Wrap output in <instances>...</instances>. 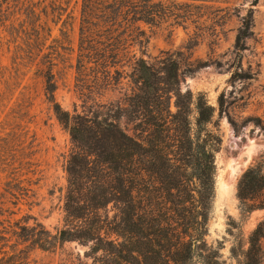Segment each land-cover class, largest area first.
<instances>
[{
  "label": "trees",
  "instance_id": "obj_1",
  "mask_svg": "<svg viewBox=\"0 0 264 264\" xmlns=\"http://www.w3.org/2000/svg\"><path fill=\"white\" fill-rule=\"evenodd\" d=\"M231 1L0 0V29L19 34L28 26L41 46L51 39L50 16L57 22L67 16L66 24L72 3L80 5L77 57L71 66L76 89L102 96L127 78L132 84L123 101L96 103L87 113L72 114L55 99V71L68 62L64 42L47 45L42 65L47 100L72 142L65 169L66 218L55 232L27 215L15 220L17 213L7 204L15 198L17 207L21 198L0 194V264H31L33 251L53 253L67 243L88 248L84 258L91 264H222L220 251L206 241L222 145L219 124H214L218 108L205 93L182 90L185 75L175 55L151 64L143 49L147 28L194 27L196 38L205 33L216 38L230 17ZM258 2L241 19L230 66L232 84L259 75L244 70L242 63L247 41L255 36ZM62 35L67 33L62 30ZM192 40L190 49L198 44ZM136 46L141 56L133 53ZM223 100L224 93L218 98L220 117ZM248 121L264 132L259 118ZM237 198L244 214L264 209V162L243 173ZM263 238L264 222L250 235L245 264H264Z\"/></svg>",
  "mask_w": 264,
  "mask_h": 264
},
{
  "label": "rangeland",
  "instance_id": "obj_2",
  "mask_svg": "<svg viewBox=\"0 0 264 264\" xmlns=\"http://www.w3.org/2000/svg\"><path fill=\"white\" fill-rule=\"evenodd\" d=\"M253 1L232 0L230 17L226 25L218 29L216 38L209 33L196 38L194 27L152 32L147 28L149 39L143 49V58L151 64L167 54L175 55L181 61V73L185 75L182 90L189 89L195 95L205 93L209 102L218 108L214 124H219L222 145L216 155L217 181H222L226 193L223 195L216 188L206 241L220 251L222 264H245L244 254L249 247L250 235L264 222V209L244 214L237 198V186L243 173L256 163L264 162V132L254 121H248L259 118L264 125V0H259L254 7L255 36L247 41L248 50L242 61L244 70L259 71V75L256 79L230 83L238 29ZM70 12L72 17L66 24L67 16L60 22L50 16L48 24L52 35L46 46L35 41L28 26L22 33L19 30V34L0 29V194L6 192L21 198L17 207L13 204L15 198L7 204L17 213L15 220L27 215L52 232L62 228L66 218L65 169L72 142L47 100L42 76L47 45L54 40L64 42L68 62L65 66L60 64L55 71V99L72 114L75 111L87 113L96 103L121 102L132 89L128 78L102 96H89L76 89V74L71 66L75 65L77 57L80 5L72 3ZM18 23L16 29L20 28ZM62 30L67 33L66 37ZM192 39L198 44L190 49ZM132 51L141 56L138 46ZM205 63L208 64L206 67L189 73L190 66L195 68ZM126 71L130 73L131 69L127 67ZM222 93L224 104L220 117L218 98ZM122 126L125 127L124 122ZM33 224L34 220H30L29 225ZM261 245L264 249V238ZM87 250L77 243H67L53 253L35 250L29 262L91 264L84 258Z\"/></svg>",
  "mask_w": 264,
  "mask_h": 264
},
{
  "label": "bare ground",
  "instance_id": "obj_3",
  "mask_svg": "<svg viewBox=\"0 0 264 264\" xmlns=\"http://www.w3.org/2000/svg\"><path fill=\"white\" fill-rule=\"evenodd\" d=\"M217 188H218V190H219V193H221V194H223V195L226 193V192H225L224 185H223V183H222L221 180H218V181H217Z\"/></svg>",
  "mask_w": 264,
  "mask_h": 264
}]
</instances>
